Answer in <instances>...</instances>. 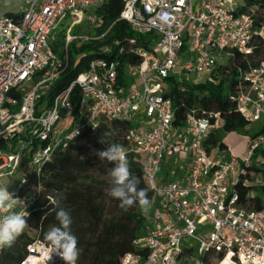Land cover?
<instances>
[{
  "label": "built area",
  "instance_id": "obj_1",
  "mask_svg": "<svg viewBox=\"0 0 264 264\" xmlns=\"http://www.w3.org/2000/svg\"><path fill=\"white\" fill-rule=\"evenodd\" d=\"M104 1L22 0L16 14L0 16V138L25 135L18 149L6 155L0 150V177L21 169L19 190L31 172L40 175L43 165L82 130L129 121L124 147L140 164L163 213L155 216V227L134 239L137 251L124 253L120 264H206L204 255L210 264L227 257L230 264H264V208L246 206L232 190L240 161L249 165L254 149L264 147V129L248 137L244 157L215 155L207 151L205 141L221 125L219 114L186 111L183 123L174 125L166 96L170 77L218 81L239 53L247 68H238L232 98L249 125L259 122L264 117V58L250 62L247 57L259 42L264 44V25L256 24L253 8L243 9L245 0H122L119 19L149 39L138 44L135 38H125L113 45L119 53L135 54L138 61L125 64L120 73L119 60L94 57L65 89L38 103L64 69L68 45L80 47L103 35H77L71 28L84 19L98 26L96 8ZM67 16L70 23L55 51L54 31ZM98 49L108 53L111 46ZM182 154L183 174L174 180L158 176L162 164ZM23 155L28 160L21 167ZM13 197L19 199L17 213L27 214L32 196ZM10 210L0 211V219ZM196 244L197 257L192 253ZM18 264L64 261L51 245L35 240Z\"/></svg>",
  "mask_w": 264,
  "mask_h": 264
},
{
  "label": "trees",
  "instance_id": "obj_2",
  "mask_svg": "<svg viewBox=\"0 0 264 264\" xmlns=\"http://www.w3.org/2000/svg\"><path fill=\"white\" fill-rule=\"evenodd\" d=\"M123 6L122 0H108L96 8L95 22L99 25L94 28L95 34L103 35L80 47L68 45L64 69L47 94L39 98L38 103L42 99H52L65 89L78 73L88 68L94 57L119 60L120 73L123 72L122 66L138 61L135 54L119 53L118 47L113 45L115 40L123 41L125 38H135L138 44H147L149 39L147 35L133 32L126 21L119 19ZM250 7L253 8L251 13L256 24L264 25V0H245L243 9L246 11ZM55 41L56 39L52 42V47L58 51L60 46ZM104 44L111 46L110 52H99L98 47ZM260 58H264V44L261 42L247 59L256 62ZM238 68H247V61L236 53L229 61L228 70L221 71L218 81L189 83L186 79L169 78L166 96L170 98L174 110V125L183 123L186 111L193 110L199 116H207L210 112L219 114L221 125L210 132L205 141L208 152L213 148L226 149L223 139L230 132L243 133L252 139L264 129L261 125L248 132L246 128L249 123L237 111L232 96L239 82ZM211 121L214 122V119ZM130 126L132 123L129 121H112L100 123L94 129H84L66 149L57 151L43 165L40 175L30 173L29 179L13 195L32 196L28 213L24 215L27 226L12 247L1 249L0 264H18L27 253V245L35 240L51 245L44 234L52 226L58 227L59 221L55 217V211H52L54 205L50 203L49 197L58 199L60 207L68 211L72 218L71 231L77 237L79 249L77 264H120L124 253L137 251L133 241L138 235L145 233L144 221L153 216L142 214L135 206L127 212L121 210L119 201L107 194V189L111 187L109 171L114 164L100 160L95 154L112 144L126 146L124 133ZM24 136L15 135L8 140L0 138V150L13 152ZM101 139L103 143H100ZM261 158H264V147L259 146L254 149L249 165L240 161L237 181L232 187L238 194L239 202L257 209L264 208V182L257 185L253 183L257 175L264 179V161ZM127 159L130 171L140 179L138 188L147 191L151 201L150 210H153L157 207L154 205L156 196L149 189L140 164L130 154H127ZM27 160L28 156L23 155L21 167ZM222 258L223 254H218V259ZM203 260L210 264L208 255H204ZM228 261L225 258L221 264H227Z\"/></svg>",
  "mask_w": 264,
  "mask_h": 264
},
{
  "label": "clouds",
  "instance_id": "obj_3",
  "mask_svg": "<svg viewBox=\"0 0 264 264\" xmlns=\"http://www.w3.org/2000/svg\"><path fill=\"white\" fill-rule=\"evenodd\" d=\"M100 143H103V139L100 140ZM95 154L100 160L114 164V167L109 171L111 187L107 189V194L119 201L122 211L127 212L135 206L146 215L150 210L151 201L147 191L138 188L140 179L130 171L125 147L120 144H112ZM48 199L54 205L52 211H55L59 226H52L44 234V237L50 242L54 252L64 261V264H76L79 249L77 237L71 231L72 218L68 211L60 207L58 199L52 197ZM17 200L19 199L14 198L8 188L0 187V211L7 212L12 209ZM26 226L27 220L23 213L3 216L0 219V249L12 247Z\"/></svg>",
  "mask_w": 264,
  "mask_h": 264
},
{
  "label": "rangeland",
  "instance_id": "obj_4",
  "mask_svg": "<svg viewBox=\"0 0 264 264\" xmlns=\"http://www.w3.org/2000/svg\"><path fill=\"white\" fill-rule=\"evenodd\" d=\"M5 7L4 5V2L3 0H0V10L3 9ZM70 23V19L68 18V16L62 20L59 25L57 26L56 30L54 31V35H56V41L55 43L58 45V46H61L62 44V40H63V35L66 33V29L68 27V24ZM94 25L90 22H88L86 19H84V21L82 23H77L75 24L72 28H71V32L73 34H83V33H86V34H95V30H94ZM204 79V76H201V77H197L195 75H190L188 78H186V81L189 82V83H196V82H199V81H202ZM262 124H264V117H262V119L259 121V122H256V123H253L251 125H249L246 129L247 131H251V130H255L256 128H258L259 126H261ZM244 141L248 142L249 144V138L248 136L246 135H243V133H237V132H230L228 134H226L224 136V138L232 145V150L235 152L237 150H239L240 152V156L239 158L241 157H244L245 154H246V150H247V147L248 145L246 143H244ZM20 143L18 142L17 145L15 146V150L19 148V145ZM211 152L214 154H220L221 157H227V155L224 153V152H221V150H219L218 148H213L211 150ZM8 152L6 151H2V154L6 155ZM161 169L158 173V176H167L165 175V167L163 166V164L161 165ZM239 170H240V166L237 167V174L239 173ZM262 182H264V179H262V176L261 175H257L254 177V184H261ZM154 205H156L157 207H155L153 210H149V212L146 214V215H152L153 218H150L148 219L147 221H144V224H143V228H144V231H148L149 229L153 228L157 222H156V219H155V216H159V215H162V211L163 209L159 206L160 205V201H159V198L156 197V199L154 200ZM143 214V213H142ZM145 215V214H144ZM201 236V235H200ZM203 237V236H201ZM196 247H197V244L194 246V250L192 251L193 255L195 257H197V254H196ZM222 263V261L220 262V264ZM231 262L228 261L227 264H230Z\"/></svg>",
  "mask_w": 264,
  "mask_h": 264
},
{
  "label": "crops",
  "instance_id": "obj_5",
  "mask_svg": "<svg viewBox=\"0 0 264 264\" xmlns=\"http://www.w3.org/2000/svg\"><path fill=\"white\" fill-rule=\"evenodd\" d=\"M3 2H4L5 7L0 10V16L4 14H16L22 5V0H3ZM223 141L226 144L227 148L224 150H221V152H224L227 155V157L231 153L240 156L239 150L234 152L232 150V145L225 138L223 139ZM244 143L248 145L247 141L246 142L244 141ZM215 155L217 154L215 153ZM163 166L165 167V175L167 176L161 175L160 177L169 178L166 180H174L176 177H178L179 175L183 174L186 171V163H185L184 155L182 154L178 156L175 160L170 162L168 165L164 163ZM20 170L21 169H18L13 174H5L2 177H0V187L8 188V191L10 193H13L14 195L17 191L18 183L20 181ZM18 210L19 208L14 206L12 210H10L6 215L17 213Z\"/></svg>",
  "mask_w": 264,
  "mask_h": 264
},
{
  "label": "bare ground",
  "instance_id": "obj_6",
  "mask_svg": "<svg viewBox=\"0 0 264 264\" xmlns=\"http://www.w3.org/2000/svg\"><path fill=\"white\" fill-rule=\"evenodd\" d=\"M227 258H228L229 262H231L230 259H229V257H227Z\"/></svg>",
  "mask_w": 264,
  "mask_h": 264
}]
</instances>
